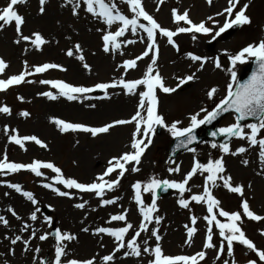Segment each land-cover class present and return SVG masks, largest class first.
<instances>
[{
    "label": "rangeland",
    "instance_id": "1",
    "mask_svg": "<svg viewBox=\"0 0 264 264\" xmlns=\"http://www.w3.org/2000/svg\"><path fill=\"white\" fill-rule=\"evenodd\" d=\"M9 2L10 0H0V10ZM77 2L81 6L76 9L77 14L73 15L72 10ZM105 2L108 3L109 0ZM111 2L129 18L134 15L125 0ZM245 4L248 5L245 14L250 18V23L242 25L228 36L226 34L229 28L213 39L215 31L224 24L225 19H233L234 13ZM142 6L162 27L171 31L189 27L183 21L174 20L173 9L178 14L187 12L193 23L204 22L206 27L213 30L208 34L177 33L173 37L175 47L168 43L166 37L156 33L157 60L153 65L152 75L158 73L166 87L176 88L172 93L156 89L157 112L165 118L167 125L179 121L177 127H188L192 115L200 113L198 119L203 118L206 113L201 112L202 108L208 111L214 109L227 94L228 85L232 83L234 91L238 80L239 83L245 82L247 68L253 70L254 66H250V62L255 58H247L243 64L237 63L233 69L237 73V80L233 82L229 71L233 66L229 56L249 44L258 45L264 41V0H239L232 16L224 11L229 7V0H211V3L208 0H163L162 3L160 0H142ZM41 7L44 8L43 12L40 11ZM15 10L24 18L22 35L34 39L32 34L38 32L45 43L37 49L31 40H23L15 31L14 23L0 28V59L7 65L0 72V79H8L21 72L30 73L25 76L24 82L0 91V107L7 106L11 110V114L0 113V161H5L6 157L5 162L11 163H52L61 169V175L65 179L71 178L88 184L118 178L119 183L112 189L105 186L102 195L97 196L95 192L67 189L56 183L57 173L51 169L41 168L42 176H36L27 169L18 172L0 171V216L8 221L7 225L0 222V264H41V261L44 264H55L57 241L51 239L54 237L51 232L56 229L75 237L61 242L66 252L61 257V264L73 259L92 260L93 264H149L155 259L153 250L157 243L163 256L191 257L203 251L205 256L203 259L197 257V264H248L250 260H254L256 264H264L254 252L238 241L233 242V252L230 255L227 252V241L220 237L215 224L212 225L214 247H204L209 234V226L204 219L208 215L207 204L191 200L192 195L203 193L205 177L208 175L204 172H197L189 180L184 193L173 189L170 195L156 198L157 210L152 213L151 220L145 222L148 230L141 231L139 228L144 220L140 208H147L152 204V192L143 191V187L151 180L181 182L194 162L207 164L210 160L222 159L225 168L223 175L231 177L233 186H241L242 194L230 192L223 186L222 180H217L215 186L209 184L210 191L220 201L219 208L241 213L238 224L242 231L258 250H264V235L261 234L264 233V220L249 219L243 215L241 207L247 201L251 211L264 216V162L260 157V145H252L246 137L241 139L235 136L228 145V153H224L218 145L212 147L214 143L208 142L183 150L172 160L169 151L175 137L167 127L155 126L152 143L141 156L140 163L125 165L128 170L122 177L119 176L118 169L105 176L110 160L132 151L134 123L115 125L107 133L92 136L82 131L61 132L54 121L60 119L89 127H101L116 120H130L140 102L139 92L146 88L138 86L132 93H127L121 87L95 89L91 93L76 94L77 99L68 100L51 84H42L40 81H63L73 86L94 87L98 83H111L122 78L129 81L142 79L151 64L153 54L150 51L148 56H142L147 50V34L138 30L133 35L129 28L124 36L117 38L120 47H110V51L105 52L102 37L106 32H114L119 27V22L110 27L104 24L102 19L86 11L83 0H72L71 3L68 0H45L43 5L40 0H24L15 6ZM139 22L147 23L142 18ZM193 36L196 38L193 39ZM130 40L135 42L128 43ZM77 44L80 51L75 48ZM197 44L200 48L196 47ZM69 49L73 51L72 56L67 55ZM189 53L206 59L193 61ZM80 56H83V60L78 58ZM138 56H142V59L136 61L135 68L126 70L123 67L125 60ZM217 59L221 64L220 68L215 66ZM45 63L60 67L42 73L34 71L36 66ZM84 64L89 67L85 68ZM193 74L191 81L177 87L181 79ZM213 88L217 91L209 98L207 93ZM43 92H51L56 99L40 95ZM25 111L29 113L26 117L20 114ZM141 111L142 115H146V110ZM235 122L234 114L225 116L219 129ZM247 124L252 123L247 121L245 125ZM5 126L9 130L7 133L4 131ZM158 127L160 132L157 131ZM250 131L247 127L244 128L245 133L250 134ZM197 133L203 135L201 130ZM10 135L36 136L46 147L29 140L23 141L22 148L9 140ZM256 139H264V129L260 130ZM241 147L245 151L237 152ZM133 166L139 170L131 171ZM177 166L178 172L169 171ZM101 176L103 181L98 180ZM137 182L141 183L142 205H137L135 201L132 185ZM8 184L20 185L21 192L9 188ZM45 184L66 191L69 195H57L52 188L44 187ZM25 191L33 194L37 201L35 205L22 194ZM181 199L188 201V207L180 206ZM102 200H113L114 203L102 204ZM76 204H84V207L77 208ZM45 208H50L49 215L44 214ZM33 212L37 216L35 221L30 219ZM214 212L218 220L227 222L225 217L218 215V209H214ZM118 214H124L126 221L111 220L113 215ZM48 216L52 218L51 223L45 221ZM157 216L161 218L158 224L155 220ZM193 217L196 218L195 224L192 223ZM126 223L133 227L125 236V247L119 251L116 250L118 242L114 237L96 231L100 227H123ZM25 225L28 227L25 228ZM193 227L196 231L189 239L188 228ZM152 230H156L160 236L159 241L152 236ZM136 231H140V236L136 238V245L141 253L139 256L131 254V249L127 247V240ZM40 235H47V238L42 241L39 239ZM16 236L21 239L13 244L12 240ZM221 245L223 251H220ZM145 247H148V252L143 251ZM125 252L129 255L125 256ZM107 255H113V260L104 261L102 258ZM178 264H183V261Z\"/></svg>",
    "mask_w": 264,
    "mask_h": 264
},
{
    "label": "snow or ice",
    "instance_id": "2",
    "mask_svg": "<svg viewBox=\"0 0 264 264\" xmlns=\"http://www.w3.org/2000/svg\"><path fill=\"white\" fill-rule=\"evenodd\" d=\"M24 0H10L6 7L0 10V28L4 25H15V31L17 34L21 35V38L25 41L31 40V43L39 49L42 44L45 43L43 37L40 33H33L34 39L29 36L22 35V25L24 24V18L15 10V6L18 3H23ZM69 3L72 0H68ZM128 4L130 11L134 14L132 18L122 14L118 9L115 3H112L109 0L108 3L105 0H83V5L86 6V11L91 13L93 16L102 19L103 23L108 25L109 27L112 26L115 22H119V27L113 32L109 31L103 35V50L105 52L110 51L111 48H119L120 45L117 43V38L124 36L125 32L131 29L133 35L137 33L138 30H142L144 33L147 34V50H145L142 56H148L149 52H153L151 56V64L148 65V70L145 73L142 79L137 80H125L120 79L119 81H113L111 83H98L94 85V87H84V86H73L69 83H65L63 81H48V80H41L40 83L42 84H51L53 88L59 90V94L61 96H65L68 100L77 99L76 94H85L91 93L95 89L106 90L108 88H116L121 87L122 89L127 90V93H132L138 86H144L146 90L139 92L140 102L137 106V111L135 115L131 117L130 120H116L113 123L105 124L101 127H89L84 124L80 123H70L64 120L56 119L54 122L61 132L71 131H82L86 133H90L92 136H96L97 134L107 133L109 130L115 125H124L134 123L135 130L132 134L131 140V149L132 151H128L120 155L119 157H114L113 160L109 161V167L107 168L106 172L104 173L105 176L109 175L110 173L119 170V176L122 177L124 173L128 170L125 165L134 163L139 164L141 156L144 154L145 150L151 145L152 143V134L155 132V126L160 127H167L168 131L172 134L173 137H185L184 141H181L182 146H187L191 144L195 140V136L193 135L194 130L203 125L205 123H210L212 120H215L217 116L221 112H228L229 110L234 111L236 115V122L227 126L222 127L218 131L221 135L227 136H237L241 139L245 137L247 140L252 144H259L261 151L260 157L262 162H264V139H260L257 141L256 137L257 134L260 132L261 129H264V41L260 42L258 45L249 44L247 47H244L238 53L229 56V59L232 63L233 68L229 69L231 72V79L233 82L237 80V73L233 69L237 65V63L243 64L246 62L247 58H255L259 63V68L257 72H253L251 77L243 82L239 83L235 91H233V84L230 83L228 85L227 94L220 100L218 104H216L215 108L211 111L207 109H201V112H205L206 114L203 118H199L200 113H196L190 117V125L188 127L179 128L177 125L180 123L179 121L173 122L170 125H167L165 122V118L157 112V104L158 99L156 96V89L159 88L160 91L163 93H172L176 91V88L166 87L164 85L162 77L157 73L156 75H152L153 72V65L156 63L157 60V44H156V33L159 32L160 35L167 38L168 43L172 44L174 47L176 46L173 37L177 35V33H186V32H193V33H204L208 34L213 30L206 27L204 22L200 23H193L188 16L187 12L183 14H178L175 9H173L172 15L176 22L183 21L185 24L189 25V27H179L177 31H171L167 28L162 27L152 15H150L147 11H145L144 7L142 6V0H125ZM162 3L163 0H160ZM211 3V0H208ZM41 5L45 3V0H40ZM239 0H229V7H227L224 11L229 14V16L233 15V9L236 8ZM81 5L79 2L73 7V15H76V9L79 8ZM248 5L245 4L243 7L239 8L234 13L233 19H225L224 24L219 27L217 31H215L213 39L221 36L227 29L233 27L234 25H245L250 23V18L245 14ZM41 12L44 11V8L41 7ZM217 15H220L218 13ZM143 19L147 23H140V19ZM211 19V18H209ZM196 37L193 36V39ZM19 43V41H16ZM135 41H128V43H134ZM77 51H80V46L77 44L75 46ZM68 56L73 55V51L71 49L67 52ZM142 56H138L135 59L125 60L123 63V67L127 69L135 68L136 61L142 59ZM189 57L193 61H202L206 58H202L197 55H193L189 53ZM79 59L83 60V56L78 57ZM85 68L89 66L87 64L83 65ZM203 64L201 63V67ZM215 66L217 68L221 67L219 60L217 59L215 62ZM7 67L5 61L0 59V72H3L4 69ZM60 65L45 63L40 66H36L34 71L36 73H42L51 68H59ZM30 73L21 72L19 75H14L9 77L8 79H0V91L6 90L9 86L14 84H20L21 82L25 81V76ZM194 78L193 75H189L184 79L180 80V85H183L187 81H191ZM30 82V81H28ZM217 90L215 88L211 89L207 95L209 98H212L213 94ZM40 95L46 96L49 99H56V96L53 95L51 92H43ZM87 98V97H86ZM141 110H146V115H142ZM0 113L4 114H11V110L7 106L0 107ZM22 116H28V112L20 113ZM249 117H254L258 119V123L256 124H247L242 125L240 122L246 120ZM247 127L250 129V134L244 132V128ZM4 131L7 133L9 130L7 126H5ZM14 131V130H13ZM213 135L215 136L216 133L214 132ZM9 140L15 144L20 145L22 148L24 147L23 141H34L36 144L40 145L41 147H46V145L39 140L36 136H24L19 137L17 135H10ZM216 144H213L212 147H216ZM220 148L224 153L229 152L228 144H221ZM189 151H195V149H189ZM237 152H244L245 148L241 147L236 150ZM235 155L236 153H232ZM6 161V157H5ZM0 161V171L7 170L8 172H18L21 169H27L31 172L35 173L36 176H42V172L40 171L41 168L51 169L53 172L57 173L56 176V183L64 185L67 189H78L81 192H95L97 196H101L105 186L108 189H112L119 183V179L112 181H104L103 183L92 182V183H79L75 179H65L61 175V169L56 167L52 163H45L41 161H33L30 164H21V163H11ZM114 161V163H113ZM244 163H247L245 161ZM139 169L133 166L131 171L135 172ZM170 172H178L179 167L170 168ZM225 171L222 159H217L215 161H209L207 164H201L199 162H194L193 167L191 170L186 174L185 178L181 182L171 181V180H158L153 179L150 183L143 187L144 192H152V204L151 206L145 208L141 207L140 212L144 218V220L140 223L139 228L141 231H147V224L145 222H149L152 218V213L157 210L156 208V194L155 189L160 188L163 186L165 190L169 188L179 189L180 193H184L186 191V185L188 184L189 180L197 173V172H204L208 175L205 177V183L203 186V193L202 194H194L191 196V200L195 201L196 203H206L207 204V212L208 215L204 217L208 224V236L207 240L204 244L205 248H212L214 247L212 243V225L215 224V227L219 229V235L223 238V240L227 241V252L231 255L233 252V242L238 241L240 244L246 246L252 252L259 257L260 261H264V250H258L256 245L246 237L245 233L242 231L241 227L239 226L238 222L241 220V213L238 212H228L222 208H219L220 201L214 197V195L210 191L209 184L212 186L216 185L217 180L223 181V186L227 188L230 192L233 193H240L242 194V187L241 186H233L231 184V177L224 176L223 173ZM98 180L103 181V176L98 177ZM9 188H14L17 192H21V187L18 184H8ZM44 187L52 188L57 195L60 196H68L69 193L66 191H60L57 188L52 187L50 184H45ZM133 189L135 190V201L137 205H142L143 201L141 199V183L137 182L132 185ZM190 191V189H187ZM28 200H30L34 205L37 203L36 199L34 198L33 194L30 192H23L22 193ZM7 195V193H5ZM114 203L113 200H102V204H112ZM179 204L181 207H188V201L185 199L179 200ZM75 207L83 208L84 204H76ZM243 209V215L248 217L254 221H261L264 220V216H260L255 214L253 211L250 210L249 204L247 201H244L241 205ZM214 209H218V215L220 217H225L227 222H221L217 219V214L214 212ZM9 211H12L9 209ZM39 211V209H36ZM12 215L16 216V213L12 211ZM19 219V217H17ZM30 219L35 221L37 219L36 212H33L30 216ZM160 217H155L156 223L160 222ZM113 221H126V216L124 214L113 215L111 217ZM45 221L51 223L52 218L50 216L45 217ZM0 222H3L5 225L8 224V221L3 217L0 216ZM192 223H196V218H192ZM28 227L25 225V228ZM132 224L126 223L125 226L119 228H106L100 227L96 231L99 233H107L108 235L115 238L118 242L116 246V250L119 251L121 248L125 247V236L132 228ZM22 231L24 229H21ZM87 231V229H84ZM196 229L188 228V237L189 239L193 236ZM152 236L156 238L157 241L160 240V236L157 234L156 230H152ZM264 235V233H261ZM35 235V232H33ZM140 236V231H136L135 235L131 237V239L127 240V247L131 249V254L139 256L140 250L139 246L136 245V238ZM47 235H40V240H45ZM20 236H16L15 239L12 240V243L15 244L18 240H20ZM55 239L57 241V246L55 248V264H61V257L66 255L65 248L61 244L62 241H69L75 239V237L68 233H62L60 229H56L55 232ZM147 241H145V244ZM36 251H39L37 249ZM144 252H148V247L143 249ZM155 253V259L150 261L149 264H178V262L183 261V264H197V257L203 259L205 253L203 251L198 252L195 256H163L162 250L157 243L155 249L153 250ZM220 251H223V245H221ZM129 255L128 252H125V256ZM104 261H111L113 260V255H107L102 258ZM41 264H44L41 261ZM66 264H93L92 260H85V261H78V260H68ZM248 264H256L254 260H250Z\"/></svg>",
    "mask_w": 264,
    "mask_h": 264
},
{
    "label": "water",
    "instance_id": "3",
    "mask_svg": "<svg viewBox=\"0 0 264 264\" xmlns=\"http://www.w3.org/2000/svg\"><path fill=\"white\" fill-rule=\"evenodd\" d=\"M253 66H254V69L258 71L259 63L256 62L253 64ZM250 71H251V69H250ZM241 83H243V81H241ZM231 111L232 110H229L228 112H221L215 120H212L210 123H206L205 127L207 126L206 127L207 131H206L204 137H198L196 134L197 131L194 130L193 135L195 136V140L191 144H188L186 147L181 145V141H184L186 139L185 137L175 139L173 144H172V148H171V157L175 158L178 155V153H180L182 150L201 143L205 138H207L208 140H211V141L218 142L219 144H225V143L228 144L235 136L230 137L227 135H221L217 130L212 129L211 126H209V125L214 123V121H216V120H217V122H219L223 118L224 115H226L227 113H229ZM252 119H253V117H249L246 120L241 121L240 123L243 125V123H245L247 120H252ZM252 121L254 123H258L257 118L253 119ZM214 132L216 133L215 136L213 135ZM170 192H171V188L165 190L163 188V186H161L157 192V196H166V195L170 194Z\"/></svg>",
    "mask_w": 264,
    "mask_h": 264
},
{
    "label": "bare ground",
    "instance_id": "4",
    "mask_svg": "<svg viewBox=\"0 0 264 264\" xmlns=\"http://www.w3.org/2000/svg\"><path fill=\"white\" fill-rule=\"evenodd\" d=\"M197 48H200V46L197 44V46H196Z\"/></svg>",
    "mask_w": 264,
    "mask_h": 264
}]
</instances>
